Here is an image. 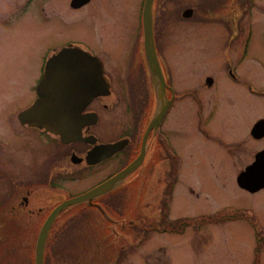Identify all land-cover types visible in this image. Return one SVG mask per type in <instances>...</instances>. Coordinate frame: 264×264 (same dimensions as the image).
Instances as JSON below:
<instances>
[{"label": "flooded vegetation", "instance_id": "1", "mask_svg": "<svg viewBox=\"0 0 264 264\" xmlns=\"http://www.w3.org/2000/svg\"><path fill=\"white\" fill-rule=\"evenodd\" d=\"M8 1L26 9L37 1L50 45L40 70L14 81L29 86L0 92V255L19 250L15 254L27 253L26 261L35 264L41 232L50 221L47 264L45 256L55 253L53 241L63 236L67 223L89 212L86 219L95 226L106 223L95 229L101 239L110 237L105 227L125 226L126 219L141 222L144 234L154 225L170 233L193 223L187 216L172 220L168 211L158 224L145 210H170L183 171L174 140L179 133L189 135L191 159L198 149L204 157L235 156L244 160L240 173L259 160L264 164V0H154V43L162 73H154L147 54L146 0H0V12ZM169 2L171 26L165 23ZM82 30L85 36L77 35ZM77 47L89 55H59ZM183 47H189L187 71L176 65ZM83 58L89 79L82 84L65 77V60L73 65ZM52 59L51 77L40 88ZM99 62L100 84L94 78ZM82 91L88 99L77 113ZM92 91L99 95L90 98ZM103 146L108 149L102 152ZM138 159L110 192L66 206ZM189 190L196 200L208 199L195 183ZM168 196L172 200L165 202ZM18 239L20 248L12 243ZM105 248L93 249L111 256Z\"/></svg>", "mask_w": 264, "mask_h": 264}, {"label": "rangeland", "instance_id": "2", "mask_svg": "<svg viewBox=\"0 0 264 264\" xmlns=\"http://www.w3.org/2000/svg\"><path fill=\"white\" fill-rule=\"evenodd\" d=\"M6 6L11 9L7 14L11 17L5 14ZM167 7L169 13L165 23L171 26L174 23L172 2ZM1 9L0 92L15 85L29 86L27 82L19 85L14 81L28 72L39 71L50 45L37 1L28 9L18 8L10 1L2 2ZM77 35L85 36V32L77 31ZM188 48L179 50L176 63L179 71H187ZM174 140L183 171L174 186L173 200L169 196L167 200L163 198V202L171 201L170 210L163 207L162 214L159 207L151 206L145 210L148 209L146 214L158 224H161V217L166 220L168 211L172 220L179 218L182 222L184 219L181 218L187 216L195 219L193 223L186 221L183 228L170 233H163L154 225V229L144 234L141 222L126 219L125 226L118 222L113 228L114 224L105 227L104 230L111 234L109 238L101 239L102 235H95V231L101 230L95 229L106 223L95 226L93 221L86 219L91 213H85L84 218L69 221L63 236L53 241L56 242L55 253L45 256L47 264H264V191L250 195L238 187L237 176L244 160L235 156L204 157L200 149L196 150L195 159H191L188 133H179ZM192 183L199 185L208 199H194L189 190ZM138 210H142L141 207ZM221 212V217H217ZM121 221H124L123 217ZM124 230L127 234H122ZM96 240H99L98 245ZM12 243L21 247L20 239L12 240ZM106 246L113 253L111 256L93 249H106ZM17 251L12 255H0V262L29 264L26 261L29 255L15 254Z\"/></svg>", "mask_w": 264, "mask_h": 264}, {"label": "water", "instance_id": "3", "mask_svg": "<svg viewBox=\"0 0 264 264\" xmlns=\"http://www.w3.org/2000/svg\"><path fill=\"white\" fill-rule=\"evenodd\" d=\"M143 25H144V35H145V40H146V49H147V54L149 56L150 63L153 66L154 73H157L158 71L160 73H162V71L160 69V64L158 62V58H157L158 56H157V52L155 49V43H154V31H153L154 0H146L145 9H144V13H143ZM78 49H79V51H75L74 49H64L60 52L59 55L66 56V57H69L70 55L75 56V55H79V54H81L83 56L89 55L87 52H85L81 48H78ZM72 50H74V51H72ZM54 61H56V59H52L51 62L48 64L46 74L39 84L40 88L44 87L46 85V80L49 77H51V75H49V66ZM70 63H72V62H70V59H69V61L65 60V62H64V65H65L64 67L66 68L65 72H64L65 77H72V78L76 79V81L77 80L82 81L81 83L84 84L83 80H88L89 75L87 73L88 69H85L83 71L82 68H84L88 64V60L83 58V59L75 60L73 62V65H71ZM97 65L99 67V70H98L97 74H96V72L94 73V78H95V81L100 84V81L103 79V66H102L101 62L97 63ZM161 77L163 78V75L160 74L159 78H161ZM155 78H158V75L155 76ZM163 81H164V79H163ZM68 82H74V81H68ZM75 85L76 84H74L73 87ZM61 86L65 87V86H71V85L61 83ZM93 87L95 88L96 86L94 85ZM81 93H82L81 95H82L83 100L77 107V110H76L77 113H79L81 111V109H83L85 107L84 100L88 99V96L86 97L85 92L82 91ZM40 95L45 96L42 92H40ZM97 95H99V92H93L92 91L90 93V98L97 96ZM29 113H30V110L26 111L24 113V116L28 117ZM158 117H156L154 119V121ZM47 128L50 129L51 131L58 132V129L54 126L48 125ZM78 128L80 129V127H78ZM106 149H108L107 146L101 147L102 152L106 151ZM138 163H139V159L134 164H132L130 167H128L125 171L119 173L118 175L111 178L110 180L98 185L97 187L90 190L86 194L78 196V197L73 198L71 200H68L66 203V206L81 203V202L86 201V200L91 201L92 199H94L100 195L108 193L109 191H111L113 189L114 186H116L118 183L123 181V179L138 165ZM237 181H238L239 186H241L242 188H244L250 192H257V191L261 190L262 188H264V164L261 162V160H259L255 164L249 166L245 171H243L241 174H239ZM52 220H53V217L51 218V221ZM49 223L51 224L50 221L48 223H46L45 227L43 228V230L41 232L40 238H39L38 248H37V252H36V264H44V248H45V244H46V237L48 234V227L50 225Z\"/></svg>", "mask_w": 264, "mask_h": 264}]
</instances>
